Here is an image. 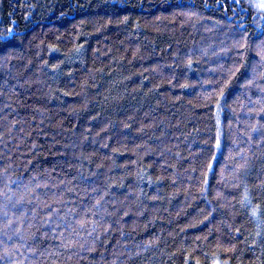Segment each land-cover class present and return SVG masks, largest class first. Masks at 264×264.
<instances>
[{
    "label": "trees",
    "instance_id": "16d2710c",
    "mask_svg": "<svg viewBox=\"0 0 264 264\" xmlns=\"http://www.w3.org/2000/svg\"><path fill=\"white\" fill-rule=\"evenodd\" d=\"M0 35V264H264V11L0 0Z\"/></svg>",
    "mask_w": 264,
    "mask_h": 264
},
{
    "label": "rangeland",
    "instance_id": "374dc122",
    "mask_svg": "<svg viewBox=\"0 0 264 264\" xmlns=\"http://www.w3.org/2000/svg\"><path fill=\"white\" fill-rule=\"evenodd\" d=\"M250 5H252L254 8H257L260 11H264V0H246ZM259 48V47H258ZM264 61V60H263ZM258 80L255 79L254 82ZM253 89V88H251Z\"/></svg>",
    "mask_w": 264,
    "mask_h": 264
},
{
    "label": "snow or ice",
    "instance_id": "6c2138e0",
    "mask_svg": "<svg viewBox=\"0 0 264 264\" xmlns=\"http://www.w3.org/2000/svg\"><path fill=\"white\" fill-rule=\"evenodd\" d=\"M9 35H11V30H9ZM5 37L3 35H0V41H3Z\"/></svg>",
    "mask_w": 264,
    "mask_h": 264
}]
</instances>
